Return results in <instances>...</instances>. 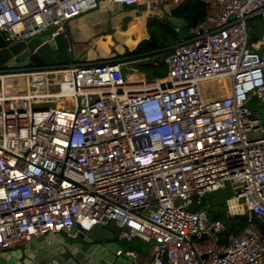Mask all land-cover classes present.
Instances as JSON below:
<instances>
[{"label": "built area", "instance_id": "2783aa9c", "mask_svg": "<svg viewBox=\"0 0 264 264\" xmlns=\"http://www.w3.org/2000/svg\"><path fill=\"white\" fill-rule=\"evenodd\" d=\"M111 1L148 16L185 0ZM202 1L203 17L151 57L163 76L132 79L124 57L0 68V251L113 222L117 238L156 243L143 264H264V126L248 105L264 100V36L253 48L247 31L264 0ZM98 3L0 0V33L6 45L55 35ZM226 77L228 93L205 95L202 81L223 90ZM219 189L224 215L246 216L224 239L203 206Z\"/></svg>", "mask_w": 264, "mask_h": 264}, {"label": "water", "instance_id": "95a60500", "mask_svg": "<svg viewBox=\"0 0 264 264\" xmlns=\"http://www.w3.org/2000/svg\"><path fill=\"white\" fill-rule=\"evenodd\" d=\"M164 11L162 19L177 30L184 18L173 14L170 8L164 7ZM71 60L72 46L65 30L55 35L40 33L8 45L0 33V68L57 65ZM116 230L113 222L105 227L95 224L89 229L76 222L68 233L31 237L25 245L29 251L17 248L6 252L11 259L0 251V264H131L125 253H117L121 247L114 239Z\"/></svg>", "mask_w": 264, "mask_h": 264}, {"label": "trees", "instance_id": "16d2710c", "mask_svg": "<svg viewBox=\"0 0 264 264\" xmlns=\"http://www.w3.org/2000/svg\"><path fill=\"white\" fill-rule=\"evenodd\" d=\"M184 2L186 3L175 7L173 13L183 17L187 27L190 24L198 22L203 17L205 3L202 0H185ZM99 4H101L100 1L96 7L92 8L93 10L89 9L91 11L87 10L72 16L75 19L76 27L73 36L68 26L64 23V30L69 36L72 49L75 47V42L77 41L81 42V44H86L89 48L79 56L73 54L72 60L92 61L124 57L128 60H135L137 62V68L144 72L146 76H163L165 74L164 71H166L164 63L159 58L152 59L151 57L154 55L160 56L180 34L179 29L175 30L173 26H170L163 19L159 18L164 12L162 7L153 10L156 14L149 15L147 18L139 17L137 21L127 25L128 27L124 31H122V29L117 30L114 33L116 38L110 40L108 36L110 34L107 35L103 30L108 24L114 23L112 17L116 16L114 18L115 22L119 18L120 7L116 5L120 4L119 2H115V7L110 8L106 15L98 16L99 12L97 7ZM105 4L107 3H103L104 6H108ZM140 6L141 5L136 6L134 4L123 3L121 11L125 14H134L138 12ZM134 24L136 25L134 26ZM132 33L137 38L133 37ZM110 44L113 45V50L111 51L107 49V46H110ZM116 44L117 47L115 48ZM118 47H121V50H119ZM146 56H148L147 59L143 58ZM215 215L218 216L217 213H215ZM235 217L239 218L240 225L230 223L228 230L231 232L237 231L246 221V216L244 214H237ZM220 218L224 222L226 217L220 216ZM256 221L259 227L264 229V223L259 220Z\"/></svg>", "mask_w": 264, "mask_h": 264}, {"label": "rangeland", "instance_id": "374dc122", "mask_svg": "<svg viewBox=\"0 0 264 264\" xmlns=\"http://www.w3.org/2000/svg\"><path fill=\"white\" fill-rule=\"evenodd\" d=\"M99 1H100L101 4H99V6L97 7L98 12H99L98 13V16H100V15H106L107 12L110 10V8H114L115 7V2H113L111 0H99ZM103 3H107L105 5H108V6H104ZM185 3L186 2H182L180 4V6L183 5V4H185ZM91 10H93V9H91ZM91 10H88V11H91ZM155 10H157V9H155ZM149 14L151 15V14H154V13L152 12V13H149ZM259 15H262V14H259ZM259 15H256V16H259ZM115 17L116 16L112 17L113 18V22H114V18ZM120 18H118V20L116 22V24H117L116 26L113 27V23H110V24H108L107 26L104 27V30H109V31L112 30L111 32L107 33V35L110 34V35H108L110 37V40L116 38L114 36V33L117 30L122 29V31H124L128 27V26H126V23H131V22L133 23V21H134V20L132 21L133 18L130 16V14H124ZM159 18L162 19V16H160ZM65 25L68 26L69 31H70V33H72V36H73V33L75 31V28H76L75 27V19H74V17H71V18L67 19L66 22H65ZM109 25H110V27H109ZM135 25L136 24H134V26ZM159 28H161V27H159ZM161 29H163V28H161ZM247 31H248V28H247ZM186 32H187L186 25H181L180 26V29H179V34H181V35L182 34H186ZM132 36L133 37H136V36L133 35V33H132ZM76 37H78V36H76ZM75 41H76V38H75ZM75 43H76V45H75L76 48L83 47V44H81V42H78L77 41ZM119 44H118V46H119ZM248 45L251 46L250 41H249ZM116 47H117V44H116L115 48ZM82 49H84V48H82ZM107 49H110V51L113 50V45L110 44V46H107ZM118 49L121 50V47H118ZM73 51H72V55H73ZM75 51H74V53H75ZM84 51H85V49H84ZM165 68H166V66H165ZM124 70L128 74V76H130L132 79L143 78V77L146 76L144 72L140 71L137 68V62L136 61H132V62L126 64V68ZM164 72H165L164 75H166L167 68H166V71H164ZM6 81L9 82V83H11V84H16V82H19L20 84L23 85L26 82V78H24V77H21V78H18V79H16V78H10V80L7 79ZM229 81H230L229 77H226L223 80V82L225 83V87H227V88H228V85H229ZM200 84H201V87L204 88V90L206 92L205 95H207L209 97H212L213 98V97L219 96L221 94H225V91H223V90H219V89L218 90H215V86L217 85V83L215 81H211V80H209V81H202ZM11 91H16V90H11ZM51 105L58 106L60 108L66 107L65 106V103H63V102L62 103H51ZM248 105L253 106V107H255L257 109V111L259 112V114H260V116L262 118V122H263V126H264V100H261V99H259L256 96H253L251 98V100L248 102ZM257 135H259V134H257ZM251 136L253 137V136H255V134H251ZM226 196H227V194L225 193V190H223V189H219V190H216V191L207 192L205 194V200L206 201H205V204L203 205L204 207H206V209L209 212H211L213 210V211H215V213H217L218 216L219 215L220 216H225L227 218V219L226 218L224 219L225 220L224 221V229L220 233V237L222 239L226 238L227 234L231 232V231L228 230V226H229L230 223H232L234 225L235 224L236 225H240L239 224V218L238 217H235V215H229V216L224 215ZM174 202L176 204H179L180 203V201L178 199H176ZM206 204H208V205H206ZM187 208L192 209L193 207L192 206H187ZM211 213L214 214V212H211ZM237 231H232V232L235 233ZM118 241L121 244H123V245L129 243V241L126 240V239H120V238H118ZM149 243H152V241H149Z\"/></svg>", "mask_w": 264, "mask_h": 264}, {"label": "crops", "instance_id": "0c3cea01", "mask_svg": "<svg viewBox=\"0 0 264 264\" xmlns=\"http://www.w3.org/2000/svg\"><path fill=\"white\" fill-rule=\"evenodd\" d=\"M120 5H116V6H118V7H120V11H119V18L120 17H122L125 13H123L122 11H121V6L123 5L122 3H119ZM141 7V6H140ZM156 8H154V10H155ZM163 9V11H164V8H162ZM172 10V13H173V10L174 9H171ZM139 11L140 10H138V12L137 13H134V14H130V16L133 18L132 19V21L133 22H135V21H137V19L139 18V17H143V18H147V16H144V15H141L140 13H139ZM154 14H155V12H153ZM165 13V11L163 12V14ZM174 14V13H173ZM121 19V18H120ZM118 20V19H117ZM248 22H247V28H248V38H249V41H250V44H251V47H253V48H258L257 47V43L259 42V40L261 39V37L262 36H264V14H262V15H259V16H252V17H250V18H248V20H247ZM117 22V21H116ZM116 22L114 21V23H113V27H114V24H115V26L117 25L116 24ZM132 23V22H131ZM130 23H126V26L127 25H129ZM182 25H186V22H185V20H184V22H183V24ZM181 26V25H180ZM180 26H179V28L178 29H180ZM177 29V30H178ZM176 30V29H175ZM75 31H76V28H75ZM104 31V33H109V32H111L112 30H103ZM82 48H84L85 49V51L87 50V49H89L88 47H87V45L86 44H84L83 43V47H79V48H76V47H73V49L72 50H74L75 51V53H74V51H73V54H75V56H79L80 54H82L83 52H85L84 51V49H82ZM81 49V50H80ZM216 87V86H215ZM223 91H225V93H228L229 92V89L226 87V88H224L223 89ZM115 240H117V242H119L118 241V238L115 236V238H114ZM129 241V243H127V244H125V245H123V244H121L120 242H119V244H120V247H121V249H122V251L123 252H125V251H127V252H132L133 254H135V256H133L132 258L135 260L134 262H132L131 264H143L147 259H149L151 256H152V254H153V251H154V249H155V247H156V243L155 242H153L152 241V243H149V242H146V241H143L142 239H140L139 237H135V238H133V239H131V240H128ZM26 243H27V241L26 242H24V243H21V244H18V245H16V246H14V247H12V248H9V249H6V250H2V253L3 254H6L5 256L7 257V258H9V259H11L9 256L10 255H8L6 252H9V251H13V250H15V249H17V248H22V249H24V250H27V251H29V249L28 248H26L25 247V245H26ZM22 256H23V254H22ZM21 256V257H22ZM25 257V256H24ZM127 257L129 258L130 256H128L127 255ZM132 261V260H131Z\"/></svg>", "mask_w": 264, "mask_h": 264}, {"label": "bare ground", "instance_id": "6f19581e", "mask_svg": "<svg viewBox=\"0 0 264 264\" xmlns=\"http://www.w3.org/2000/svg\"><path fill=\"white\" fill-rule=\"evenodd\" d=\"M59 81H61L63 83L62 85H65L64 87H62L63 89H66L69 86V83H64L63 82V78L62 77H60ZM58 103H62V101H60Z\"/></svg>", "mask_w": 264, "mask_h": 264}]
</instances>
